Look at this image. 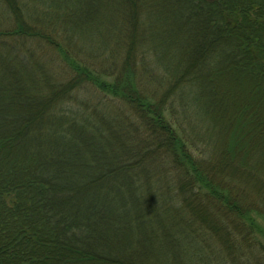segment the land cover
<instances>
[{"label":"trees","instance_id":"trees-1","mask_svg":"<svg viewBox=\"0 0 264 264\" xmlns=\"http://www.w3.org/2000/svg\"><path fill=\"white\" fill-rule=\"evenodd\" d=\"M0 14V264H264V205L227 168L264 134V0Z\"/></svg>","mask_w":264,"mask_h":264},{"label":"rangeland","instance_id":"rangeland-1","mask_svg":"<svg viewBox=\"0 0 264 264\" xmlns=\"http://www.w3.org/2000/svg\"><path fill=\"white\" fill-rule=\"evenodd\" d=\"M18 20H21V14L20 12H17ZM6 15L3 16V14H0V21H3V23L6 25V27L12 26L11 20H6ZM243 95V94H242ZM247 99V97L244 96H232V94L229 96V98L224 101V104H226V112L222 116L227 121L231 117V111L233 112L235 108H238L239 106L245 107L250 97H248L247 102L240 103L242 100ZM250 103V101H249ZM259 105V107H258ZM254 107V110H256L257 115H260V121L263 120L261 113H264V102L259 103ZM250 107V105H249ZM262 110V111H261ZM259 112V113H258ZM234 114V113H233ZM264 115V114H263ZM257 123V122H256ZM250 135H253V139H250L249 142L252 144L250 145V149L253 151V158L246 157L243 154V151L240 154H237L238 157H235V159L228 161L227 168L232 172L233 174L231 176H234V178L238 179L242 183V189L240 190V186H234V191L239 192L241 198L244 201V204L246 205L248 202L254 201L255 203L259 205H264V134L259 133H251ZM248 135V137L251 138V136ZM232 133L230 134L229 131L226 132L225 135V148H229L232 144ZM228 158V156H226ZM246 158V159H244ZM243 162H248L251 164V166L246 165V169L241 167V164ZM254 167V168H253ZM230 174V173H229ZM241 174V175H240ZM238 176V177H237ZM242 179H241V178ZM244 181V182H243ZM252 200V201H251ZM246 201V202H245ZM205 222L209 223L216 231L219 230L218 226H216L213 222V217L210 215H207L204 213V219ZM224 238V237H223Z\"/></svg>","mask_w":264,"mask_h":264}]
</instances>
